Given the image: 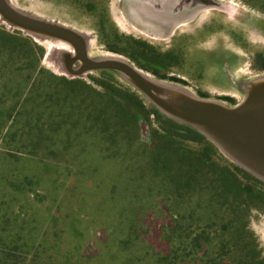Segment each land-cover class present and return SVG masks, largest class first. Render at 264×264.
Wrapping results in <instances>:
<instances>
[{
	"label": "rangeland",
	"instance_id": "obj_1",
	"mask_svg": "<svg viewBox=\"0 0 264 264\" xmlns=\"http://www.w3.org/2000/svg\"><path fill=\"white\" fill-rule=\"evenodd\" d=\"M2 1L27 17L60 24L79 34L85 56L74 62V69L85 61L114 54L98 38L100 13L106 14L109 28L119 34L143 40L160 52L173 51L179 63L168 75L180 83L156 79L126 57L115 55L151 79L186 91L156 90L181 111L202 112L187 93L228 108L243 107L259 93L253 82L264 77L256 62L258 56L264 57V14L245 0H214L216 4L211 6L197 0L192 10H186L185 0H91V11L86 9L90 0ZM1 27L9 33L16 30L0 21ZM31 39L45 49L44 68L72 78L63 66L75 57L70 43ZM100 71L86 72L81 78L99 77ZM106 71L118 86L134 91L147 108L153 106L168 117L127 77ZM149 130L142 126V142L148 150ZM2 133L0 130V264H159L158 257L171 247L180 253V245L173 244L168 239L171 234L163 228L170 223L174 203L157 183L149 185L148 176H141L132 163L106 158L93 140L77 142L56 157H32L4 143ZM186 145L198 148L193 143ZM213 145L224 161L264 183ZM183 224L193 230L196 227L190 218ZM249 227L264 255V208L251 213Z\"/></svg>",
	"mask_w": 264,
	"mask_h": 264
},
{
	"label": "trees",
	"instance_id": "obj_2",
	"mask_svg": "<svg viewBox=\"0 0 264 264\" xmlns=\"http://www.w3.org/2000/svg\"><path fill=\"white\" fill-rule=\"evenodd\" d=\"M245 2L264 14V0ZM86 9H93L91 0ZM100 14L96 31L106 51L126 57L156 79L180 83L168 75L178 66L176 53L160 52L143 40L119 34L109 28L106 14ZM45 53L30 37L0 28L4 143L28 156L52 158L77 142L93 140L106 158L136 166L141 176H148L149 185L157 183L174 203L170 223L163 228L181 251L171 247L158 257L159 264H264L249 227L251 213L264 208L262 181L224 161L195 129L153 106L147 108L134 91L118 86L109 71L89 75L88 80L67 78L44 68ZM256 62L264 71V57ZM142 126L151 130L150 150L142 142ZM189 218L196 222L194 230L183 224Z\"/></svg>",
	"mask_w": 264,
	"mask_h": 264
},
{
	"label": "water",
	"instance_id": "obj_3",
	"mask_svg": "<svg viewBox=\"0 0 264 264\" xmlns=\"http://www.w3.org/2000/svg\"><path fill=\"white\" fill-rule=\"evenodd\" d=\"M202 3L210 6L216 4L214 0H202ZM0 15L16 30L24 33L23 29H25L27 32L33 33L34 38H44L46 35L70 43L75 49V57L66 63L65 71L72 78H81L86 72L93 70H112L121 73L142 90L165 115L190 125L197 123L203 130L195 125L192 126L215 144L217 148L220 147L212 138L220 140L219 142L232 151L234 157L243 159L250 164L253 170L264 177V89H261L263 84L258 86V95L251 97V100L243 104V107L223 109L207 100L204 103L194 102L197 108L202 109V112H184L167 103L157 94V89L151 82H156V80L150 78L151 81H148L144 77L148 76L146 73L133 68L126 60V63H123L114 59L101 58L95 61H85L80 69H74V62L80 57L84 59L85 55L79 44V34L69 28L53 22L27 17L9 7L2 0H0ZM117 57L121 58L120 56ZM158 83L169 84L164 81ZM253 83L255 84V82ZM161 89L168 88L162 87ZM256 171L250 172L255 174Z\"/></svg>",
	"mask_w": 264,
	"mask_h": 264
},
{
	"label": "bare ground",
	"instance_id": "obj_4",
	"mask_svg": "<svg viewBox=\"0 0 264 264\" xmlns=\"http://www.w3.org/2000/svg\"><path fill=\"white\" fill-rule=\"evenodd\" d=\"M8 5V4H7ZM9 6V5H8ZM9 7H11V6H9ZM12 8V7H11ZM0 21H1V23H3V24H5L7 27H9V28H12V26L9 24V22L8 21H6L4 18H2V16L0 15ZM58 25H60V24H58ZM14 28V27H13ZM15 29V28H14ZM20 29V28H19ZM22 30V29H21ZM23 32H24V34L25 35H29V36H31V37H35V35H33V33H30V32H27L25 29H23ZM78 37V36H77ZM35 40H37V41H45V40H49V39H59V38H56V37H51V36H44V38H34ZM59 40H62V39H59ZM63 41V40H62ZM54 49H57V50H62L61 48H59V47H54ZM74 53V52H73ZM72 53V54H73ZM102 59H114V60H118V61H121V62H123V63H126V61L124 60V59H122V58H119V57H117V56H115V55H111V54H107V55H105V56H103L102 57ZM63 66H64V71H65V67H66V64H65V62H64V64H63ZM66 72V71H65ZM144 77H146V79H148V81H151L150 80V77L149 76H144ZM152 82V84L153 85H155V88L156 89H161L162 87H165V88H168V89H171V90H174V91H178V92H181V93H183V92H186V91H184L183 89H181L180 87H178V86H176V85H173V84H166V83H158V82H160V81H156V82H154V81H151ZM262 84H264V77H262V78H259V79H257V80H255V85H257V86H260V85H262ZM186 95H188L189 97H190V99L192 100V101H194L195 103H204V101H207V100H203V99H198V98H196L195 96H193V95H191V94H189V93H187ZM160 96V95H159ZM210 103H212L213 105H218L219 107H221V108H223V109H227L228 107H226V106H224L223 104H218L217 102H214V101H209ZM192 125H195L197 128H199L200 130H203L201 127H199L198 126V124L197 123H193ZM214 141H215V143L220 147L219 149L223 152V153H225L228 157H230L232 160H234L235 162H237L238 164H240L241 166H243L244 168H246V169H248V170H250V171H256V170H253L252 168H251V166H250V164H248V163H246L243 159H241V158H237V157H234V155H233V153H232V151L231 150H229V148H227L223 143H221V142H219L220 140H218V139H214V138H212ZM258 172L256 171V173H255V175H257V176H259L260 178H262V179H264V177H263V175L262 174H257Z\"/></svg>",
	"mask_w": 264,
	"mask_h": 264
},
{
	"label": "flooded vegetation",
	"instance_id": "obj_5",
	"mask_svg": "<svg viewBox=\"0 0 264 264\" xmlns=\"http://www.w3.org/2000/svg\"><path fill=\"white\" fill-rule=\"evenodd\" d=\"M197 0H185L182 4L187 5L186 10H192L197 5Z\"/></svg>",
	"mask_w": 264,
	"mask_h": 264
}]
</instances>
